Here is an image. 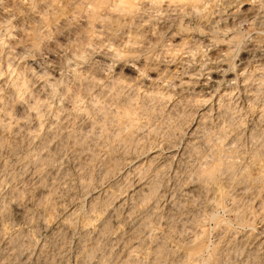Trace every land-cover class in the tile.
<instances>
[{"label": "clouds", "instance_id": "1", "mask_svg": "<svg viewBox=\"0 0 264 264\" xmlns=\"http://www.w3.org/2000/svg\"><path fill=\"white\" fill-rule=\"evenodd\" d=\"M0 264H264V0H0Z\"/></svg>", "mask_w": 264, "mask_h": 264}]
</instances>
